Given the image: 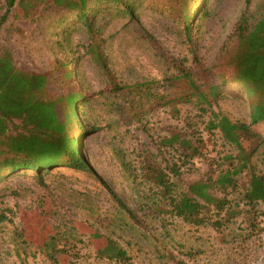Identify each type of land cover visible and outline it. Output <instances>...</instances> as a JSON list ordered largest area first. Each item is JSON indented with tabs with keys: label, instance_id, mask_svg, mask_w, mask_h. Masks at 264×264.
<instances>
[{
	"label": "rangeland",
	"instance_id": "1",
	"mask_svg": "<svg viewBox=\"0 0 264 264\" xmlns=\"http://www.w3.org/2000/svg\"><path fill=\"white\" fill-rule=\"evenodd\" d=\"M55 1L39 4L17 0L0 27V53L8 49L16 66L34 72L56 68L55 59L64 55L62 51L78 57L71 65L74 85L88 98L76 103L78 116L88 131L80 137L82 152L97 177L135 212L136 220L117 208L99 180L83 171L53 167L43 175L45 191L31 171L24 174V170H5L2 173L6 176L0 180V264H264L262 206H252L244 199L243 175L238 191L228 196L236 206L233 211L238 212L215 229L209 224L191 225L170 214L149 216V208L157 200L150 186L141 180L139 169L146 152L162 166L176 159L171 148L160 143L172 130L199 135L203 153L209 159L182 167L181 175L174 178L175 194L202 178L211 162L214 168L225 167L224 156L237 155L238 150L218 130H207V124L212 112L232 121L249 122L248 104L234 95V85H222L224 92L210 107L205 106L207 110L181 100L175 103L176 114L169 104H141L131 97L134 110H129V102L111 90L105 75L84 54L90 43L86 28L76 22V16H64ZM130 1L133 16L107 12L95 20L99 48L120 83L155 81L152 91L176 96L188 90L185 78L171 82L181 68L192 71L202 85L206 79L220 84L212 72L203 75L202 71L214 62L245 0ZM263 3L252 0L251 7ZM183 8V13L190 15L189 37L179 18ZM61 18L64 21L60 22ZM195 53L202 66H197ZM255 130L264 134V125ZM242 146L250 150L252 141H243ZM251 164L264 172V143L252 155ZM42 197H49L52 209L57 211L44 230L38 222ZM69 219L72 224L81 223L78 229L70 227ZM51 225L60 230L57 263L42 248ZM17 229H22L26 240L17 238ZM103 236L114 238L127 251L130 261L120 263L98 256Z\"/></svg>",
	"mask_w": 264,
	"mask_h": 264
},
{
	"label": "trees",
	"instance_id": "2",
	"mask_svg": "<svg viewBox=\"0 0 264 264\" xmlns=\"http://www.w3.org/2000/svg\"><path fill=\"white\" fill-rule=\"evenodd\" d=\"M16 1L0 0V27L7 20ZM34 1L43 3V0ZM55 3L60 4L64 16H76V22L86 28L90 43L85 46L84 54L102 71L112 86L111 90L129 102V110H134L130 97L133 100L138 98L137 102L141 101V104L146 101L169 104L176 114L178 109L175 103L181 100L196 103L201 110H207L205 106L210 107L212 102L218 100L224 92L222 85L226 84H233L237 90L234 95L243 98L248 104V123L232 121L225 115L212 112L207 130H218L227 142L237 148V155H225V167L214 168V162H211L205 175L188 183L186 189L179 194H175L174 178L181 175L182 167L191 162L194 164L199 160H209L203 153L202 138L177 130L162 137L161 145L166 149L171 148L172 156H176V159L165 166L148 152L142 155L139 161L141 180L150 186L152 195L157 200L149 208V216L170 214L191 225L209 224L220 229L238 212L233 211L236 206L228 196L231 192L238 191L240 175H243L246 179L243 197L252 206H262L260 214L264 223V172L256 170L251 164L252 155L264 143L262 131L255 130V127L264 125V3L253 8L252 0H245V7L222 43L214 62L202 71L203 75L212 72L220 84L206 79L202 85L194 79L192 71L179 68L171 82L185 78L188 90L176 96L152 91L153 85L157 84L155 81L120 83L99 48L95 37L96 18L107 12L133 16L132 1L56 0ZM88 12L92 14L89 15ZM179 18L183 21L185 35L189 37L190 15L183 13ZM62 21L64 18L60 19ZM62 52L64 55L55 59L56 68L49 72L22 69L15 65L8 49L0 53V180L6 176L2 173L5 170H24V174L31 171L34 179L47 191L43 175L53 167L64 166L83 171L99 180L117 208L136 220L135 212L120 195L97 177L82 152L80 137L88 131L78 116L76 103L80 99L86 102L88 98L83 91L75 89L74 85L71 65L78 57ZM195 61L197 66H202L196 53ZM243 141H252L250 150L244 149ZM41 199L38 222L44 230L50 224V216L57 211L52 209L49 197ZM210 212H213V216H208ZM69 222L73 229H78V225H81L75 222L72 224L70 219ZM59 231V227L51 225V232L45 236L42 245L54 263L58 262ZM15 233L17 238L26 240L22 229H17ZM103 237V248L98 256L120 263L130 261L127 251L114 238Z\"/></svg>",
	"mask_w": 264,
	"mask_h": 264
}]
</instances>
